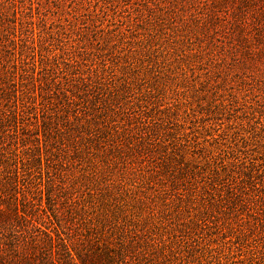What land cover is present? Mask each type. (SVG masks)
I'll use <instances>...</instances> for the list:
<instances>
[{"label": "rangeland", "instance_id": "obj_1", "mask_svg": "<svg viewBox=\"0 0 264 264\" xmlns=\"http://www.w3.org/2000/svg\"><path fill=\"white\" fill-rule=\"evenodd\" d=\"M0 205V264H264V0H0Z\"/></svg>", "mask_w": 264, "mask_h": 264}, {"label": "trees", "instance_id": "obj_2", "mask_svg": "<svg viewBox=\"0 0 264 264\" xmlns=\"http://www.w3.org/2000/svg\"><path fill=\"white\" fill-rule=\"evenodd\" d=\"M18 218L17 212L10 214L5 211V209L0 205V219L1 221H10L11 218ZM30 226H33L32 219L25 220ZM21 217V222H24ZM24 225H27L24 223ZM50 240V238H48ZM32 241H35L34 238ZM48 243L49 247L46 245ZM80 244L75 247L71 243L58 238L55 248L51 242H46V246H42L43 251L45 252L46 257H41L35 259L38 261V264H131L136 260V253L129 254L128 249L130 246L122 241L121 243L106 242L104 247L98 248L95 243H86L83 244L80 239ZM36 245V242L33 243ZM38 244V243H37ZM41 245L42 243L39 242ZM137 253H140L138 251ZM135 257V258H133ZM145 258L141 259L144 260ZM28 260H21V264H27ZM5 264V262H3ZM139 262H137L138 264Z\"/></svg>", "mask_w": 264, "mask_h": 264}]
</instances>
